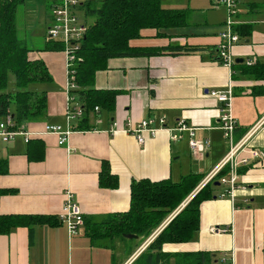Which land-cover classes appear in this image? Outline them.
Segmentation results:
<instances>
[{
    "label": "crops",
    "instance_id": "obj_1",
    "mask_svg": "<svg viewBox=\"0 0 264 264\" xmlns=\"http://www.w3.org/2000/svg\"><path fill=\"white\" fill-rule=\"evenodd\" d=\"M52 1L42 0V9L30 11L28 16L32 22L43 23L49 16V23L41 31L43 47L49 38ZM168 1L162 0L165 8L187 12L185 23L163 29L144 28L141 36L130 42L136 47L163 48L162 53L110 58L108 68L96 73L94 88L118 91L113 111L90 112L88 123L92 128L75 130L64 145L53 134L35 135L29 142L22 136L9 142L0 140V158L8 162V172L0 174V189L11 190L0 198V215L48 217L0 234V264H111V258L113 264H135L150 255L153 258L142 264H221L224 254H232L234 264H264V158L241 166L240 182L245 188L236 191L234 200L220 196L227 186L217 181L214 196L200 205V228L192 241L148 248L179 208L166 218L162 229L161 224L151 234L158 231L150 242L151 235L92 238L89 234L90 229L104 231L113 222V214L129 210L134 180L179 182L191 173L207 176L225 157L230 146L219 127L222 104L210 90L227 89L233 82L235 141L258 121L264 122V79L252 71L264 63V0H239L236 29L241 40L233 50V79L231 69L222 64L218 54L224 8L213 0L207 9L186 6L184 0ZM31 48L29 58L43 60L52 80L42 82L41 87L48 95L46 113L27 120V129L39 132L46 124L65 126V52ZM248 60L253 64L248 65ZM163 115L169 127L179 121L196 127L198 138L211 140L210 148L204 152L193 149L188 136L174 141L169 130H160L155 136L145 133L144 143L135 134L111 130L114 122L125 129L129 121L138 124ZM250 145L264 147V123ZM104 162L118 177L116 188L100 184ZM68 189L75 193L84 213V224L73 235L59 220ZM213 226H226L229 231L212 232ZM118 244L124 247L122 252L129 253L119 257L122 261L116 260ZM156 256L159 258L155 260Z\"/></svg>",
    "mask_w": 264,
    "mask_h": 264
},
{
    "label": "trees",
    "instance_id": "obj_2",
    "mask_svg": "<svg viewBox=\"0 0 264 264\" xmlns=\"http://www.w3.org/2000/svg\"><path fill=\"white\" fill-rule=\"evenodd\" d=\"M24 0H0V114L11 112L16 124L27 122L46 113L47 92L31 86L48 82L52 76L43 60H32L33 51L20 38L16 22L17 7ZM86 18H92L86 32V38L77 52V82L81 86L76 94L84 107V115L75 127L88 130L90 112L99 109L113 111L118 91L96 89V73L108 68V61L114 57L150 56L162 53L163 48L136 47L131 40L139 38L144 28H170L181 26L186 21L187 12L182 9L165 8L162 0H88L81 5L80 12ZM158 35H163L158 33ZM65 44L48 38L40 50H64ZM186 48V47H185ZM190 49V48H186ZM258 78L264 79V63L252 68ZM14 82L13 88L10 83ZM8 172V162L0 158V174ZM228 167L219 175L226 174ZM204 174H188L179 182L170 179L152 181L148 178L134 180L131 184V205L128 211L113 214V222L105 230L90 229V236L115 237L124 234H137L148 238L166 218L188 202L150 243L148 248H160L164 243L188 242L196 239L200 228V205L203 200L214 196L213 188L217 181L206 184L195 193L196 187L204 179ZM100 184L116 188L118 177L111 173L107 162L103 163ZM10 189H0V198ZM48 220L46 216L8 214L0 215V234H7L20 226H32ZM33 235V228H31ZM143 256V253L140 257ZM139 257V258H140ZM138 258V259H139ZM146 261L153 258L146 256ZM159 256L155 257V260Z\"/></svg>",
    "mask_w": 264,
    "mask_h": 264
},
{
    "label": "built area",
    "instance_id": "obj_3",
    "mask_svg": "<svg viewBox=\"0 0 264 264\" xmlns=\"http://www.w3.org/2000/svg\"><path fill=\"white\" fill-rule=\"evenodd\" d=\"M84 0H53L51 8L52 21L47 28V35L49 38L62 41L65 44V66H66V125L61 124H46L45 128L39 132H33L27 129V122L16 124L14 115L11 112L0 114V140L9 142L18 136L24 137L26 142L35 135L53 134L58 138V143L64 145L68 143L70 135L77 130L76 122L84 115V107L79 100L76 90L81 86L77 82V65L79 57L77 52L81 48V43L86 35L89 23L83 20L80 15V8ZM216 5H224L228 11V19L224 24L221 33V42L218 46V54L222 64L231 69V77L233 79L234 66L236 60L234 58L233 50L237 43L240 42L241 36L236 29L238 21L236 15L238 12L239 0H213ZM248 65L253 63L248 60ZM209 93L221 102L220 108V128L223 130L224 136L229 141V150L225 157L219 164L207 174L203 179L200 188L212 181H218L220 184L227 186L225 191L221 193V197H230L235 199L236 191L240 188H245L240 182V168L264 158V147H255L250 145L251 139L262 127L263 120L258 121L251 128H249L243 135L241 140L235 141V130L237 126L236 118L233 113V98L234 86L231 81L227 89L224 90H210ZM96 111L99 107L96 106ZM166 115L158 119L151 117L141 120L138 124H133L129 121L127 128H118V123H113L112 132L125 131L135 134L140 143L145 142V133L155 136L160 130H169L171 138L174 141L180 140L185 136L189 138L190 146L197 151H206L211 146V140L208 138H198L196 135V127L189 125L185 121H179L176 126L169 127L166 121ZM110 130V131H111ZM228 167V172L219 175L221 171ZM248 202V200H246ZM185 203L182 204V207ZM180 208L174 212V215ZM59 220L67 227L71 235L77 234L84 224V213L82 206L77 199L75 193L68 189L65 194V200L62 210L59 215ZM166 223L162 224L159 229H162ZM158 230V229H157ZM212 232L222 233L228 232L229 228L226 226H213ZM156 231L147 240L150 242L157 234ZM139 252V251H138ZM135 253V255L138 254ZM221 264H234V257L232 254L223 255L221 257Z\"/></svg>",
    "mask_w": 264,
    "mask_h": 264
},
{
    "label": "rangeland",
    "instance_id": "obj_4",
    "mask_svg": "<svg viewBox=\"0 0 264 264\" xmlns=\"http://www.w3.org/2000/svg\"><path fill=\"white\" fill-rule=\"evenodd\" d=\"M186 3V6H191V5H195V7L200 8V9H207V6L211 4L210 0H184ZM170 2V0L168 1V3ZM166 4V2L164 3ZM42 0H26L25 3L20 4L18 6L17 9V13H16V22H17V28H18V33L21 39H23L26 44L29 47H34L35 49L43 47V40H44V36L41 35V31L45 29L46 24L49 23V16L46 15L45 17V21L44 23L42 22V20H34V22L30 21L29 19V15H30V11H34L35 13H37L40 9H42ZM212 5V4H211ZM219 7H223L224 8V16H225V22L228 19V11L226 6L224 5H220ZM220 8V9H223ZM80 15L82 17L83 20H86L88 22H92V18H86L84 13L81 11ZM10 87L13 88V84L12 82L10 83ZM32 88L36 89V90H41V87L43 88L42 83H36L33 84L31 86ZM187 201H184V203H187ZM124 240H127V238H122ZM136 243H139V241H137ZM135 247V243H132ZM124 249V247H122L121 245L118 244V247L116 248V251L119 253H116V260H120L119 257H125L128 256L129 253H125L122 252V250ZM122 261V260H120ZM145 263V258H141V260H139L138 262H136L135 264H142ZM111 264H113V259L111 258Z\"/></svg>",
    "mask_w": 264,
    "mask_h": 264
},
{
    "label": "water",
    "instance_id": "obj_5",
    "mask_svg": "<svg viewBox=\"0 0 264 264\" xmlns=\"http://www.w3.org/2000/svg\"><path fill=\"white\" fill-rule=\"evenodd\" d=\"M84 38H86V36L84 37ZM127 238H136V237H138V235L137 234H132V233H127V234H124Z\"/></svg>",
    "mask_w": 264,
    "mask_h": 264
}]
</instances>
